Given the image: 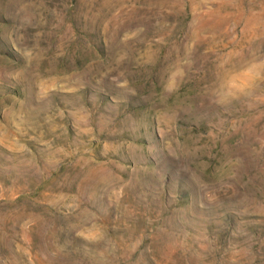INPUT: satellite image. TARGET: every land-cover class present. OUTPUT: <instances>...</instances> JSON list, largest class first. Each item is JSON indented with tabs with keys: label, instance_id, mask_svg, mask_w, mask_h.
<instances>
[{
	"label": "rangeland",
	"instance_id": "rangeland-1",
	"mask_svg": "<svg viewBox=\"0 0 264 264\" xmlns=\"http://www.w3.org/2000/svg\"><path fill=\"white\" fill-rule=\"evenodd\" d=\"M0 264H264V0H0Z\"/></svg>",
	"mask_w": 264,
	"mask_h": 264
}]
</instances>
